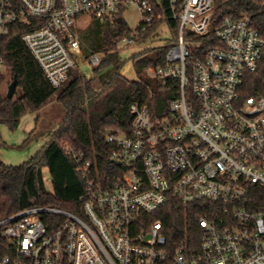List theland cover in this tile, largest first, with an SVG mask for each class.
Wrapping results in <instances>:
<instances>
[{"label": "built area", "instance_id": "2783aa9c", "mask_svg": "<svg viewBox=\"0 0 264 264\" xmlns=\"http://www.w3.org/2000/svg\"><path fill=\"white\" fill-rule=\"evenodd\" d=\"M132 6L141 22L127 44L164 19L151 0H0V76L12 25H33L22 41L59 88L83 55L79 20L113 21ZM171 8L179 28L167 65L147 69L175 82L169 115L132 104L131 134L106 133L108 174L68 148L86 183L83 216L34 207L1 220L0 264H163L171 254L172 264H264V96L242 94L264 38L247 14L212 27L215 0H171ZM100 62L97 54L84 60ZM172 198L206 211L199 246L183 241L171 253L163 222H149ZM49 215L62 221L50 228Z\"/></svg>", "mask_w": 264, "mask_h": 264}, {"label": "trees", "instance_id": "16d2710c", "mask_svg": "<svg viewBox=\"0 0 264 264\" xmlns=\"http://www.w3.org/2000/svg\"><path fill=\"white\" fill-rule=\"evenodd\" d=\"M151 2L157 15L164 19H156L138 41H148L164 23L169 25L171 41H175L179 21L174 18L171 0ZM245 14L251 16L254 28L264 38V0H215L212 27L227 16L238 18ZM32 28L33 25L14 24L1 41L5 70L0 76V124L17 129L26 114L38 111L54 95L65 117L51 140L29 161L19 166H8L0 161V221L34 207L58 208L82 217L80 198L85 194L86 183L76 172V165L67 154L68 148L84 154L87 160L97 161L101 171L108 174L113 146L107 142L106 133L131 134L132 104L148 107L153 118H163L169 115L170 102L176 97L175 82H164L147 74L146 78L141 77L149 68L166 67L169 45L154 49L151 56L137 62L139 80L128 81L121 75L117 53L122 39L132 32L121 11L113 21L91 20V26L81 33L85 56L97 54L101 57L93 71L95 76L87 78L82 71L74 69L68 81L59 88L48 82L22 41L23 35ZM14 78L18 80V87L10 99L6 87ZM242 94L244 97L264 96V48L259 68L247 76ZM203 216L207 214L200 204L185 206L172 198L148 220L163 222L172 253L183 241L201 244L198 221ZM61 221L57 215L47 217L50 228ZM172 261L171 254L163 264H172Z\"/></svg>", "mask_w": 264, "mask_h": 264}, {"label": "rangeland", "instance_id": "374dc122", "mask_svg": "<svg viewBox=\"0 0 264 264\" xmlns=\"http://www.w3.org/2000/svg\"><path fill=\"white\" fill-rule=\"evenodd\" d=\"M124 19L134 30L139 27L141 16L136 7L132 6L124 12ZM91 26V20H79L78 31L84 33ZM172 34L167 23L160 25L154 35L146 42L134 41L132 44L122 43L119 46L117 59L121 65V75L128 81L139 80L137 62L151 56L154 49L165 47L172 41ZM196 45L190 44L191 50ZM85 54L79 58V70L94 77L95 65L84 63ZM148 75L147 70L141 77ZM151 77V76H149ZM153 78V77H152ZM9 81L7 76L6 83ZM11 84V83H10ZM7 93H8V87ZM65 117L64 109L57 103L56 95L52 96L42 108L26 114L17 129L11 130L7 125L0 124V161L8 166H19L29 161L51 140Z\"/></svg>", "mask_w": 264, "mask_h": 264}, {"label": "water", "instance_id": "95a60500", "mask_svg": "<svg viewBox=\"0 0 264 264\" xmlns=\"http://www.w3.org/2000/svg\"><path fill=\"white\" fill-rule=\"evenodd\" d=\"M17 87H18V80L17 78H14V80L8 87V93H7L8 98L12 99L14 97Z\"/></svg>", "mask_w": 264, "mask_h": 264}]
</instances>
